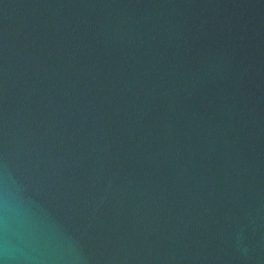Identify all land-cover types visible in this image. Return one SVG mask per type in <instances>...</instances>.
Instances as JSON below:
<instances>
[{"label": "water", "instance_id": "95a60500", "mask_svg": "<svg viewBox=\"0 0 264 264\" xmlns=\"http://www.w3.org/2000/svg\"><path fill=\"white\" fill-rule=\"evenodd\" d=\"M0 264H264V0H0Z\"/></svg>", "mask_w": 264, "mask_h": 264}]
</instances>
